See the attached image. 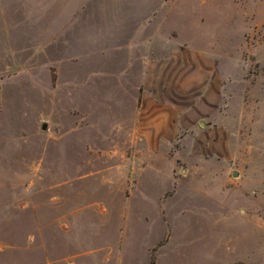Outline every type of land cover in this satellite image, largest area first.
<instances>
[{"label":"rangeland","instance_id":"rangeland-1","mask_svg":"<svg viewBox=\"0 0 264 264\" xmlns=\"http://www.w3.org/2000/svg\"><path fill=\"white\" fill-rule=\"evenodd\" d=\"M263 241L264 0H0V264Z\"/></svg>","mask_w":264,"mask_h":264},{"label":"crops","instance_id":"crops-1","mask_svg":"<svg viewBox=\"0 0 264 264\" xmlns=\"http://www.w3.org/2000/svg\"><path fill=\"white\" fill-rule=\"evenodd\" d=\"M136 124V123H135ZM136 133V132H135ZM226 206V205H225ZM236 214H237V212H236ZM261 244H263L262 245V247L264 248V241L261 243ZM248 247V246H247ZM254 248V245L253 244H251V249H253ZM253 254V253H252ZM247 264L249 263V261H247L246 262ZM152 264H154V263H152ZM155 264H158V262H156ZM233 264H235V263H233ZM250 264H254V259H253V257H252V259H251V261H250Z\"/></svg>","mask_w":264,"mask_h":264},{"label":"water","instance_id":"water-1","mask_svg":"<svg viewBox=\"0 0 264 264\" xmlns=\"http://www.w3.org/2000/svg\"><path fill=\"white\" fill-rule=\"evenodd\" d=\"M43 129L46 130L47 129V126L44 125ZM234 176H237V173H235Z\"/></svg>","mask_w":264,"mask_h":264}]
</instances>
